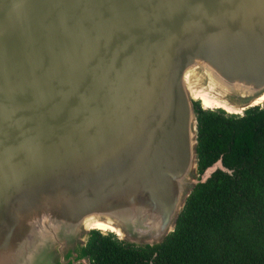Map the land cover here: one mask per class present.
<instances>
[{"label":"water","instance_id":"obj_1","mask_svg":"<svg viewBox=\"0 0 264 264\" xmlns=\"http://www.w3.org/2000/svg\"><path fill=\"white\" fill-rule=\"evenodd\" d=\"M263 94L264 0H0V264H92L93 230L160 245L231 173H199L195 102Z\"/></svg>","mask_w":264,"mask_h":264},{"label":"trees","instance_id":"obj_2","mask_svg":"<svg viewBox=\"0 0 264 264\" xmlns=\"http://www.w3.org/2000/svg\"><path fill=\"white\" fill-rule=\"evenodd\" d=\"M198 170H216L188 197L174 231L154 247H135L93 230L84 254L92 264H264V106L243 116L203 110Z\"/></svg>","mask_w":264,"mask_h":264},{"label":"bare ground","instance_id":"obj_3","mask_svg":"<svg viewBox=\"0 0 264 264\" xmlns=\"http://www.w3.org/2000/svg\"><path fill=\"white\" fill-rule=\"evenodd\" d=\"M192 75V72H187L185 74V78L188 81L190 79ZM16 88V84L13 85V90ZM199 98L201 99V101L203 102V106L204 107H226L225 103H222L220 100L218 99H210V97L205 93V94H201L199 96ZM264 101V94L261 95L260 97H258L257 99H255L252 102V105H257V104H261ZM264 103V102H263ZM228 111H233L229 108H225ZM233 112H238V111H233ZM95 227L101 230H112V231H116V228L113 227L112 225L108 224V223H103V222H96Z\"/></svg>","mask_w":264,"mask_h":264},{"label":"rangeland","instance_id":"obj_4","mask_svg":"<svg viewBox=\"0 0 264 264\" xmlns=\"http://www.w3.org/2000/svg\"><path fill=\"white\" fill-rule=\"evenodd\" d=\"M264 106V104L260 105V107ZM212 110H216V109H212ZM102 234H106L108 232H101Z\"/></svg>","mask_w":264,"mask_h":264}]
</instances>
